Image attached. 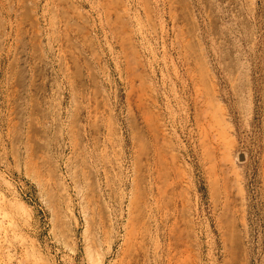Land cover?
I'll return each mask as SVG.
<instances>
[{
  "label": "rangeland",
  "instance_id": "374dc122",
  "mask_svg": "<svg viewBox=\"0 0 264 264\" xmlns=\"http://www.w3.org/2000/svg\"><path fill=\"white\" fill-rule=\"evenodd\" d=\"M0 264H264V0H0Z\"/></svg>",
  "mask_w": 264,
  "mask_h": 264
},
{
  "label": "bare ground",
  "instance_id": "6f19581e",
  "mask_svg": "<svg viewBox=\"0 0 264 264\" xmlns=\"http://www.w3.org/2000/svg\"><path fill=\"white\" fill-rule=\"evenodd\" d=\"M213 149V148H212ZM234 156V155H233ZM236 156V155H235ZM214 163V162H213Z\"/></svg>",
  "mask_w": 264,
  "mask_h": 264
}]
</instances>
